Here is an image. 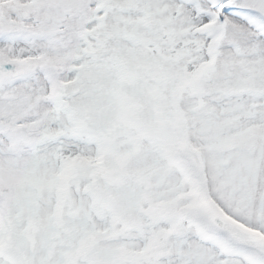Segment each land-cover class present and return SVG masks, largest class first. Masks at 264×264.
Returning <instances> with one entry per match:
<instances>
[{
  "label": "snow or ice",
  "instance_id": "6c2138e0",
  "mask_svg": "<svg viewBox=\"0 0 264 264\" xmlns=\"http://www.w3.org/2000/svg\"><path fill=\"white\" fill-rule=\"evenodd\" d=\"M0 264H264V0H0Z\"/></svg>",
  "mask_w": 264,
  "mask_h": 264
}]
</instances>
